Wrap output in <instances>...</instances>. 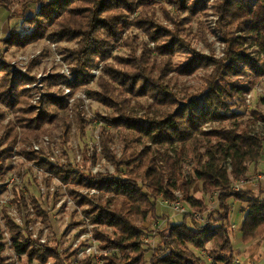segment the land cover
I'll use <instances>...</instances> for the list:
<instances>
[{
  "label": "trees",
  "instance_id": "obj_1",
  "mask_svg": "<svg viewBox=\"0 0 264 264\" xmlns=\"http://www.w3.org/2000/svg\"><path fill=\"white\" fill-rule=\"evenodd\" d=\"M34 4L33 0L27 1ZM208 0H52L40 1L34 15L26 19L31 31L26 35L11 33L3 40L5 44L23 47L44 37L52 41H75L77 48L68 59L75 68L72 92L87 85L91 80L90 69L94 60H108L111 56V41L117 40L118 28L128 26L126 14L141 10L134 24L141 28L154 42L164 37L169 41L167 48L173 51L171 31L155 22L156 7L164 11V4H171L179 10L198 11ZM38 3V2H37ZM0 7H5L0 2ZM264 9V0H216L213 12L224 39V55L218 59H205L203 64L211 66V73L202 79L198 95L172 111L173 95L162 85L159 76H153L152 68H144L132 57L128 63L117 61L122 69L105 67L97 81L98 91H87L88 96L100 105L112 109V117L98 116L105 125L130 133L142 135L156 150L146 145L128 161L120 162L111 151V134L104 127L99 131V144L107 162L114 167L113 173H92L77 168L71 163L56 164L48 159L41 160V168L66 186L68 195L75 202L82 218L92 226L91 234L97 243L100 258L104 264H205L197 252L210 246L207 256L209 264H236L231 238L229 214L231 202L240 204L242 225L241 242L244 245L264 237V185L260 194L252 190L231 191V185L257 171V165L264 151V137L252 127V122L264 124V115L251 111L245 119L237 109L244 106L245 95L264 77V19L258 14ZM120 34V33H119ZM249 42L257 57H251L243 48ZM200 58L196 57L199 61ZM195 57L189 66L195 67ZM8 67L0 56V104L9 112L19 113L15 125H0V147L7 139V148L0 149V170L5 167L9 148L19 143L21 152L32 159L34 151L26 146L41 135H48L51 125H58L61 111L67 107L65 99L42 97L39 110L26 107L28 91L24 90L23 78L12 86ZM247 71V72H246ZM22 77V76H21ZM16 78V77H15ZM58 82L67 84L63 76H55ZM16 83V80H15ZM150 97L164 115L137 119L128 113L132 98ZM264 104V98L262 99ZM237 107V109H236ZM61 144L69 141V128L65 119L59 120ZM79 130L83 135L84 121L77 117ZM253 122V123H255ZM219 123L218 128L203 130L205 124ZM17 127V130H14ZM123 154L129 150L124 136ZM171 147V151H167ZM161 149H165L161 152ZM203 150V151H201ZM82 153L85 151L81 150ZM35 154V155H34ZM36 157V156H35ZM189 160L191 173L186 174L184 165ZM37 164V162H36ZM256 168V169H255ZM201 183L204 199L192 194L196 183ZM264 184V183H263ZM82 191H86L83 193ZM178 192L190 211L204 215V222H196L191 215H181L182 221L171 223L159 214L160 201L173 202ZM215 196L217 207L209 209L206 196ZM181 199V198H180ZM28 202L20 191L14 190L13 203L20 216H25L29 205L36 216L47 221L46 211L31 197ZM0 218L5 224L10 246L21 264H68L78 249L71 253L59 252L57 243L40 244L32 238L27 226L14 222L6 208H1ZM150 218L163 221L157 232L158 242L147 259L142 237L145 229L141 222ZM190 221L187 222L186 220ZM57 241V240H56ZM82 247V246H81ZM5 249L0 229V264L5 262ZM111 252L120 253L107 255ZM76 264H92V257L86 256Z\"/></svg>",
  "mask_w": 264,
  "mask_h": 264
},
{
  "label": "rangeland",
  "instance_id": "obj_2",
  "mask_svg": "<svg viewBox=\"0 0 264 264\" xmlns=\"http://www.w3.org/2000/svg\"><path fill=\"white\" fill-rule=\"evenodd\" d=\"M28 0H0L5 7H0V56L8 67L10 72L11 63L18 61V58H24L20 64L24 63L27 74L30 77L41 74L44 77L42 80L44 84V97H51L53 99H65L67 107L61 111L58 117V125L60 119H65L66 125L69 128V141L67 145L61 144L60 127L58 125H51L48 127L50 133L48 135H41L37 141H33L26 146L27 151H33L32 145L37 144L40 150L36 153V157L32 159L27 158L25 153L21 152V145L19 143L10 146V155L5 158V167L0 170V211L1 208H6L8 215L13 218L19 216L17 209L14 207L13 198L14 190L20 191L24 198L30 202L31 197L36 199L42 208L46 211L47 221L41 217L36 216V211L29 205V214H33V218L29 217V221L37 223L41 222L40 232L41 237L47 240V243L54 245L56 242L59 252L71 253L78 249V254L84 251L88 246H92L93 250L89 256L92 257V264H104L100 258V252L97 243L92 244L91 226L88 221L82 218L79 209L75 206V202L68 195V190L61 184L57 178L45 173L41 168V160L48 159L52 163L62 164L71 163L77 168L86 171L89 169L92 173H113L114 167L110 162H107L102 154L99 144V131L104 127L111 134L112 144L111 151L119 159L120 162L128 161L131 157L140 152L143 145L148 147L150 151L156 150L155 146L149 141H145L144 137H140L136 133H130L121 129H114L105 125L98 116L112 117V109L100 105L95 100L91 99L87 91H98L97 81L100 77L106 80V75H103L105 67H114L122 69L113 59L117 57V61H125L128 63L132 57L139 60L142 66L146 69H153V76H159L163 86H166L174 98H172V111L181 107L187 99L198 95L202 86V79L208 76L211 71V66L203 64L205 59H218L224 55L226 44L220 34V29L217 25V17L213 12V5L216 0H208L198 11L191 12L187 6V10H179L171 4H164L163 12L161 7L155 8L154 18L155 22L171 31L174 38L178 42L173 51L167 48L169 41L164 37L161 41L154 42L134 24V18L141 16V10H135L133 14L127 13L126 20L128 26L126 29L118 28V39L111 41V56L108 60H94L93 68H91V80L87 85H84L76 91L71 90L69 94H65L66 84L58 82L55 76H63L61 72L64 68H68L73 76L75 72L74 65L68 59V55L77 48L75 41H52V39L44 37L43 39L23 47L5 44L3 40L7 39L13 32L19 35H26L31 31V27L26 23V19L34 15L36 8L40 1L52 0H33L34 4L27 2ZM38 2V3H37ZM162 9V10H161ZM260 18L264 19V9L258 14ZM246 53L251 57L256 58V49L249 46V42L244 44ZM195 57V67L188 70L183 67L189 66L191 60ZM200 58L199 61L196 60ZM204 57V58H203ZM23 61V62H22ZM98 71V75L94 77L92 71ZM247 72V71H246ZM19 75H17L18 77ZM16 77V84L18 79ZM64 77V76H63ZM11 78V76H10ZM20 78H25L20 76ZM74 79V77H73ZM25 80V79H24ZM23 80V81H24ZM25 82L22 83L24 87ZM74 84V83H73ZM73 84H70L73 85ZM264 77L245 95L244 106L237 109V112L243 114L245 119H250L251 111L264 115ZM29 94L26 97V107L30 105ZM150 97L142 96L141 98L129 100L128 113L137 119L141 118H156L159 119L161 115L169 110L160 109ZM81 114L82 121H84L83 135L79 130L81 123L77 122V117ZM20 117L19 113L9 112L0 104V125L8 126L15 125L16 118ZM255 122V121H253ZM252 122L254 130L264 137V124L260 122ZM219 123L205 124L203 130L209 131L210 128H218ZM18 128L15 127L14 130ZM124 136L126 143L130 144V148L123 154L124 143L121 137ZM47 138L48 143L45 139ZM8 141L4 143L0 149L7 148ZM17 150L16 158L13 162L15 165H9L12 160V151ZM168 147V152L171 151ZM81 150L85 151L82 153ZM165 149H161L163 152ZM203 151V150H201ZM53 159V160H51ZM37 162V164H36ZM259 164V163H258ZM260 165V164H259ZM186 174L191 173V166L189 160L184 165ZM259 172H264V164L257 166V171H252L248 176L256 175ZM13 175L15 178L13 179ZM13 181L11 182V180ZM263 183H259L258 188L253 189L255 195L260 194L263 189ZM85 193L86 191H82ZM192 194L197 198L204 199L201 193V183H196L192 189ZM175 195H180L175 192ZM180 205L190 211V208L184 203L182 197L179 196ZM264 197V194H263ZM7 201V202H5ZM160 201L169 210V217L167 218L171 223H178L182 221L181 214L173 211L168 205ZM205 202L209 209L217 207L215 196H206ZM159 203L157 211L161 213V204ZM231 212L229 214V222L235 226V230H230V238L232 247L235 253H238L236 264H264V238L262 240H255L248 245L236 242L237 230H240L242 225V213L240 207L235 202H231ZM31 210V211H30ZM1 215V214H0ZM30 216V215H29ZM204 222V215L202 216ZM26 219V218H25ZM187 222L190 220L187 219ZM197 222V221H196ZM16 223V222H15ZM163 221H152L150 218L141 222V227L145 229L142 237L143 247L147 250L146 258L148 259L155 248L158 239L157 232L163 226ZM40 227V226H39ZM47 228L46 233L41 232V229ZM0 229L2 231L3 243L5 249L3 251V258L9 264H21L20 258L17 257L14 250L10 246V238L7 228L0 218ZM233 233H236L234 235ZM57 240V241H56ZM82 246V247H81ZM210 246L204 250L197 252L198 257L202 259L205 264H209L210 260L207 256ZM70 258L68 264H76L82 259L77 256ZM107 255H117L118 252H111ZM35 264V263H33Z\"/></svg>",
  "mask_w": 264,
  "mask_h": 264
},
{
  "label": "built area",
  "instance_id": "obj_3",
  "mask_svg": "<svg viewBox=\"0 0 264 264\" xmlns=\"http://www.w3.org/2000/svg\"><path fill=\"white\" fill-rule=\"evenodd\" d=\"M23 59L24 58L19 57L18 61H14L11 63L10 72H9L11 75V78H12L11 84H12V86H14L15 79H16L15 77H17V75L24 76L25 77L24 78L25 84H24L23 88H24V90L28 91L29 102L31 103L28 106L32 107V108H36L37 110H39L41 99L45 95L44 90H43L44 84L42 82V80H44L45 76L43 77V75L38 74V75H35L33 78L30 77L29 74H27L26 68H24V63L20 64V61ZM61 74L64 76V78L67 81V84L65 85L66 86L65 94H69L71 92L70 84L74 83L73 76L69 72L68 68H64V70L61 72ZM92 75L94 77H96L98 75V71L93 70ZM45 141H46V143H48L47 138L45 139ZM32 150L34 152H38L40 150V146H38L37 144H33ZM12 153H13L12 154V160H11L9 165H15V162H13V161L16 158L17 150L13 149ZM51 160H53V159H51ZM14 178H15V175H13V179ZM13 179L11 180V182L13 181ZM259 183H264V172H259L258 174L248 176L243 180L235 181L232 183L230 189L233 192H237V191H240L241 189H245V188L246 189H255V188H258ZM179 196L180 195H176L177 199L173 202L164 201L163 203L168 205L169 208H172L173 211L178 212L179 215L180 214L181 215H188L189 214L192 216V218L195 221H198V222L202 221V219H203L202 215L195 213L193 211H187L186 209H184L180 205V203L178 201L180 198ZM5 202H7V201H5ZM25 217L27 218V220H29V217L33 218V214H29V211H26L25 216L24 215L23 216H20V215L17 216L16 215L15 216V222L20 226H25V224H26ZM88 223H89V221H88ZM41 225H42L41 222L34 223L31 221L28 224L27 228L32 233L33 239H36L40 244H45V243H47V240L45 238L41 237V235L38 233V232H40ZM91 228H92V226H91ZM234 228H235L234 226H231L232 231L234 230ZM46 231H47V228L45 229V227H44V229H41V232H43V233H46ZM91 241H92L93 246H95V244H94L95 241L93 240V238L91 239ZM92 250H93V247L88 246L84 251H81L78 254L77 258L83 260L86 256H89V254H91Z\"/></svg>",
  "mask_w": 264,
  "mask_h": 264
},
{
  "label": "crops",
  "instance_id": "obj_4",
  "mask_svg": "<svg viewBox=\"0 0 264 264\" xmlns=\"http://www.w3.org/2000/svg\"><path fill=\"white\" fill-rule=\"evenodd\" d=\"M259 164L261 165V164H264V151H263V153H262V156H261V159H260V161H259ZM257 165V166H260V165ZM256 169V168H255ZM250 173H248V175H249ZM249 190H253V189H249ZM161 204V206H160V210H161V215H163L164 217H166V218H170L169 216V210H168V208L166 207V206H164L162 203H160ZM236 205H238L239 207H240V204L239 203H236ZM240 218H242V217H240ZM231 226H234V225H231ZM235 227V226H234ZM234 230H235V228H234ZM233 230V231H234ZM234 235H236V233H233ZM236 237V242H240L241 241V233H240V230H237V236H235ZM264 238V237H263ZM262 238V239H263ZM262 239H260V240H262Z\"/></svg>",
  "mask_w": 264,
  "mask_h": 264
}]
</instances>
